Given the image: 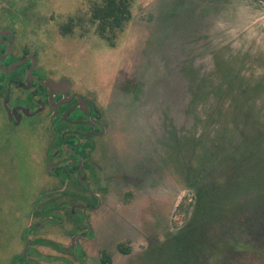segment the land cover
Wrapping results in <instances>:
<instances>
[{
	"label": "rangeland",
	"instance_id": "1",
	"mask_svg": "<svg viewBox=\"0 0 264 264\" xmlns=\"http://www.w3.org/2000/svg\"><path fill=\"white\" fill-rule=\"evenodd\" d=\"M66 1H55L57 8L44 23L47 34L39 36L38 42L47 44V54L56 56L57 61L65 63L70 70L80 69L85 81L100 79L103 96L109 95L112 85L130 90L132 93L121 100L119 126L126 122L124 128L127 126L133 135L139 134L136 120L143 116L147 124L153 111L147 106L156 107L158 98L165 105L166 122L188 126L184 131L193 130L191 126L197 124V117L186 106L188 83L180 73L189 61L202 72L198 77L201 78L214 67L215 55L221 50L224 54H235L258 49L259 54L264 55V0H130L132 18L118 31L115 44L99 35L96 23L90 20L92 4L98 0H74L68 8ZM81 3L85 12L83 31L75 29L69 34L63 33L59 25L69 14L76 13ZM261 59L264 57L255 62L261 64ZM244 68L248 72L263 71L262 67H250L249 62H245ZM248 72L246 75H251ZM143 83H147L148 89L144 95L147 103L142 107L135 101L139 97L132 100L131 94ZM259 107L264 117V107ZM151 117L156 122V114ZM197 129L194 130L196 135L202 128ZM7 130L0 112V264H10L22 253L27 238L33 239L39 233L53 244L69 246L71 234L78 232L73 235L77 245L67 251L53 246L37 247L35 255L40 253L45 258L35 257L27 264H99L101 246L115 252L114 243L123 238V243L128 242L125 237L134 233L132 221L120 222L110 214L101 218L102 213L95 211L88 212L97 233L92 239L91 236L85 239L82 231L68 226L31 229L32 205L41 194L44 175L43 144L24 130L17 137L8 135ZM149 140L152 143L151 138ZM168 154L164 164L172 182L169 190L146 199L134 213L128 212L139 224V231L148 237L160 236V240L148 253L132 260L116 253L118 264H154L151 252L162 259H176L175 264H180L181 259L185 264H264V197L255 203L256 198L248 202L241 198L236 208H227L222 221L216 218L206 223L211 244L199 242V250H205V257H201L203 252L199 256L201 253L182 241L179 232L191 220L196 192L180 179L184 160L179 151L176 154L173 148ZM161 168L164 169L163 165ZM260 169L263 172L258 182L264 188L263 161ZM239 172L238 178L244 180L242 170ZM174 234L179 235L178 241L172 239ZM212 240L214 244L219 240L230 242L221 248L222 252H216ZM231 241L238 246L231 245Z\"/></svg>",
	"mask_w": 264,
	"mask_h": 264
},
{
	"label": "flooded vegetation",
	"instance_id": "2",
	"mask_svg": "<svg viewBox=\"0 0 264 264\" xmlns=\"http://www.w3.org/2000/svg\"><path fill=\"white\" fill-rule=\"evenodd\" d=\"M55 1L0 0V112L8 135L17 137L24 130L43 144L44 175L41 194L32 205L31 229L68 226L92 239L97 233L89 211L101 212V218L110 214L120 222L132 221L134 233L125 237L126 244L124 238L114 243L115 252L100 245L99 264H105L107 257L109 264H118L116 253L132 260L148 253L160 240V236L148 237L139 231V224L128 212L134 213L146 199L169 190L172 182L164 161L170 148L165 143L178 142L182 127L165 121L166 109L160 98L156 107L147 104L153 110L151 115L156 114V122L151 115L147 124L143 116L136 120L141 137L124 128L126 122L119 126L121 100L131 91L112 85L109 95L103 96L100 79L90 84L80 69L70 70L56 56L47 54V44L38 42L39 36L47 34L44 23L56 10ZM73 1H66L67 8ZM84 23L81 3L59 27L69 34L75 29L83 31ZM147 89L143 83L131 94L132 100L139 97L135 101L142 107L147 103ZM74 233L69 246L53 244L43 233L27 238L22 253L11 263L44 259L40 253L35 255L37 247L74 249ZM172 237L178 241L179 235Z\"/></svg>",
	"mask_w": 264,
	"mask_h": 264
},
{
	"label": "trees",
	"instance_id": "3",
	"mask_svg": "<svg viewBox=\"0 0 264 264\" xmlns=\"http://www.w3.org/2000/svg\"><path fill=\"white\" fill-rule=\"evenodd\" d=\"M131 18L130 0H98L93 2L90 11V20L96 23L99 35L111 44H115L118 31ZM259 52L249 49L224 54L221 50L215 55L209 75L201 78L198 77L202 72L191 61L180 70L188 83L186 106L196 115L197 124L189 131H184L187 128L182 125L181 135L176 136L178 142H166V147L177 148L175 153L179 151L184 160L180 179L196 192L191 220L179 233L185 244L194 245L193 250L201 253L199 256L203 252L201 257L206 255L205 250H199V242L211 244L205 229L208 221L216 218L222 221L227 208H236L241 198L247 202L256 198L255 203L264 197V188L258 182L263 172L260 163L264 162V117L259 113V106L264 107V59L261 64L255 62L264 55ZM245 62L250 67H262L263 71L248 72ZM247 72L251 75H246ZM197 128L202 129L196 135ZM239 169L244 180L238 178ZM228 244L225 240L214 244L212 240L216 252H222L221 248ZM231 245L238 246L234 242ZM151 255L154 264H175L170 257L162 259L154 252ZM108 261V257L103 259L105 264ZM180 264H185V260L181 259Z\"/></svg>",
	"mask_w": 264,
	"mask_h": 264
}]
</instances>
